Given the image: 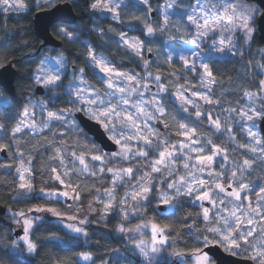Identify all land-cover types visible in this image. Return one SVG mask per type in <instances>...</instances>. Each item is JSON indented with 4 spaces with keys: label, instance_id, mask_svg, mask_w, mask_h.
<instances>
[{
    "label": "clouds",
    "instance_id": "9594fccd",
    "mask_svg": "<svg viewBox=\"0 0 264 264\" xmlns=\"http://www.w3.org/2000/svg\"><path fill=\"white\" fill-rule=\"evenodd\" d=\"M93 3L0 0V69L8 73L6 66L13 61L17 67L9 73L11 80L0 84V145L7 154L0 165H12L0 167V205L7 207L4 218L11 222L0 225V264H193L192 256L178 255L193 247L202 249L207 264H233L229 257L264 264V225L247 243H240L237 234L235 249L207 230L222 215L220 200L224 207L248 208L217 190L216 181L248 185L243 195L252 196L253 208L254 191L264 187V5L257 0H105L112 10L106 12ZM61 4L70 9L58 8ZM70 10L79 13L72 22L63 18ZM35 11L45 15H33ZM39 30L43 36L37 35ZM37 41L43 45L38 50ZM97 61L123 75H106ZM242 108L261 118L246 120L239 114ZM109 109L121 113L120 118L99 116ZM124 113L131 122L123 119ZM209 115L219 120V127ZM182 131L193 132L197 143L181 140ZM249 131L256 135L249 138ZM213 145L226 150L227 161L216 153L212 162L197 163L194 151L208 155ZM161 152L163 163L155 164ZM93 155L101 160L91 159ZM245 159L249 165H243ZM20 161L30 172L31 190L18 188ZM52 168L78 186L79 200L41 193L56 190ZM192 178L204 179L217 201L209 224L201 211L205 202L196 199L199 186L187 191ZM134 193L141 195L133 199ZM33 201L77 220L48 212L29 216L30 207L22 208L32 221L30 249L24 229L22 236L16 235L23 222L13 209ZM107 201L113 207L106 214ZM151 223L168 225L163 244L153 246ZM241 231L247 236L246 228ZM80 253L89 259L82 260Z\"/></svg>",
    "mask_w": 264,
    "mask_h": 264
},
{
    "label": "snow or ice",
    "instance_id": "6c2138e0",
    "mask_svg": "<svg viewBox=\"0 0 264 264\" xmlns=\"http://www.w3.org/2000/svg\"><path fill=\"white\" fill-rule=\"evenodd\" d=\"M92 7L93 8H101L102 7L103 10L106 12L112 11L108 7V5L105 3V0H94ZM190 19H192V22L195 23L197 27L201 26L199 23H197L195 21V19H193V18H190ZM207 23L208 22L205 21L203 26L207 27ZM217 23H218V21H217ZM148 31L151 32L152 29L149 27ZM124 43L131 49H137V45L135 43L127 40V39L124 40ZM91 55H92L91 50H89V56L91 57ZM96 66L100 69L101 72L105 73L106 75H115L117 77H120L123 75V73H121V72H114L112 68L105 66L101 61H97ZM205 75L208 77H211L212 73L206 72ZM52 79H53L52 77H49V81ZM128 79L131 82L133 78L129 77ZM49 81H46V82H49ZM261 87H264V81L261 82ZM119 91L124 92V89H120ZM178 99H184V97L178 96ZM197 99H201V97H197ZM208 102L211 103V101H208ZM124 103L127 104L128 101L125 100ZM139 110L142 111V109H139ZM197 114L199 115V113H197ZM239 114H240V116L244 117L246 120H249V121L261 118L259 116V114L255 113L254 111L251 112V114H249V112L245 111L243 108L239 110ZM22 115H27V111H25V113H23ZM47 115L51 118H56V114L53 112H49V113H47ZM109 115H114L117 119H119L121 116V113L113 112L112 109H109L107 111H101L99 113L100 117L109 116ZM123 119L131 122L133 118L128 113H124ZM208 119H209L210 123L213 124L215 127L220 126L219 120L213 119L211 117V115H209ZM181 127H183V125ZM19 130H20L19 127H17L16 129L13 130V132L15 133V132H18ZM193 135H194V133L191 131H188V132L182 131L179 133V136L182 138L181 140H187V141H190L192 144H195L197 142L192 139ZM255 135H256L255 132L249 131V138H252ZM138 138L140 140H142L143 142L148 143L147 137L138 134ZM115 142L117 144H120V140H116ZM255 143L260 144L261 141L256 140ZM181 147H185V145L181 144ZM240 147L247 149V150H250V151H255V148H253L251 146L241 144ZM4 151H5L4 146L0 145V152H4ZM216 153L224 154L225 155V162L227 161L226 150L222 149L218 145H213L211 148V152L208 155H202V154H199L195 151L193 154L195 156L196 162L201 163L203 161L212 162L214 159V154H216ZM56 155H57V157H60L59 150L56 151ZM160 157L161 158L159 160H156L154 162L155 164L163 163L165 153L161 152ZM90 158L93 160H96V161L101 160V157L95 156V155L91 156ZM79 160H80L81 164H85V154L81 153L79 156ZM249 163L250 162L247 159H245L243 161V165H249ZM0 167H12V165L11 164H4V165H0ZM85 167H86V165H85ZM16 171H17L18 179H19L18 188L31 190L32 183L26 179V174H30V172L24 166L23 161L18 162L17 167H16ZM101 171H103V170H101ZM153 171H158V169L154 168ZM109 172H112V170L109 169ZM51 173H52L51 178L55 181L56 185L57 184L60 185L63 190H57L56 189L52 192H47L44 189H41L42 194H44V195H60L65 199L75 198V199L79 200L81 198L80 193L77 190V188H78L77 185L67 183L65 181V179L60 175L59 171L56 168H52ZM65 175H67L66 172H65ZM232 175L235 176L236 173L233 172ZM189 176L194 177V173H189ZM113 182H115V179L113 180ZM179 182L183 183L184 178L180 177ZM197 185L199 186V191H198V194L196 196V199L199 201H204V202H206L207 205H210V207H209V206H206V204H205V206L201 209L205 223L209 224V220L211 217V209L217 206V201L211 198V193L206 190L207 182L202 178L198 179V180L195 178H192L191 182L188 184L187 191L189 193H191V191ZM214 187L219 191L225 192L227 195L231 196L233 199H235L237 201L242 200V201L246 202L248 205L247 211L244 210L243 206H238V205H233L231 208H228V207H224V201L220 200L219 205L221 207L222 215H217L216 224L215 225L209 224L208 229H207L209 232L217 235L219 241H222L224 243L225 247H227L228 249H235V248L239 247V243L236 239L237 234H239V242L240 243H247L248 237H251L256 233L257 227L259 225H264V210L261 209V205L264 204V187H261V188L254 191V195L256 197V205H257L255 208L252 207V196L251 195H243V193L249 189L248 185L240 184L239 187H235L233 184L228 183L225 186V183L222 180H218L214 183ZM143 191H147V190L145 189ZM139 195H141V193H134L133 199H135ZM97 202H99V201H97ZM112 207H113L112 201H107L103 204V208H104L106 214H107V211L110 210ZM28 212H32V213L48 212V213H51V214L57 216L58 218L67 219V220L73 221V222H75L77 220V217L74 215L62 216V214L57 209H55V208H44L41 205H35V206L29 208ZM15 215L18 218L22 219L23 229H24V233H25L23 239H24L25 244L30 249H32L34 246L31 242V240L28 238V233L30 231L32 221L27 218V214L25 213V211L23 209L16 211ZM85 222L86 221L83 219L79 220V223H81V224H83ZM220 223H223L224 225H226V228L224 230H222L218 226ZM242 228H246L248 230L247 236H245L243 234V232L241 231ZM150 229H151V233H152L153 246H155L157 244H163L166 240L164 233L167 231L168 225H161L159 223H151ZM120 230L123 231V229H120ZM71 231L79 233L81 231V229L78 227H72ZM137 247H139V245H137ZM178 255H190V256H192L194 258L193 264H207V257L202 254L201 248L193 247L190 250H187L186 252H184V251L179 252ZM80 258L84 261H87L89 259V256L87 253H80Z\"/></svg>",
    "mask_w": 264,
    "mask_h": 264
},
{
    "label": "water",
    "instance_id": "95a60500",
    "mask_svg": "<svg viewBox=\"0 0 264 264\" xmlns=\"http://www.w3.org/2000/svg\"><path fill=\"white\" fill-rule=\"evenodd\" d=\"M258 3H260L261 5H264V0H257ZM58 8H64V9H70L69 5H57ZM53 11H55V9H53ZM34 15L36 16H43L45 15L44 13L40 12V11H36L34 13ZM153 16H155V13H153ZM64 19H66L69 22H72L73 20L78 19V15L74 10H70L68 13H66L63 16ZM42 23H47V21H43ZM38 36H43L44 33L42 30H39L37 32ZM43 45L41 44L40 47H42ZM6 68L9 70L8 73H6L5 69H0V84L5 83V82H9L11 80V75L9 73H15L16 70L13 67L12 64L7 65ZM260 126H261V134L264 135V121L260 122ZM111 143V142H109ZM113 148H115V145H112ZM3 156H5V152H1ZM6 213V208L3 205H0V221L2 219V216ZM23 233V230L20 228L17 232L16 235L17 236H21ZM213 247H216L215 245ZM205 251H207V249H205ZM229 259H231L233 261V264H251L250 261H247L245 259L239 258V257H229Z\"/></svg>",
    "mask_w": 264,
    "mask_h": 264
},
{
    "label": "trees",
    "instance_id": "16d2710c",
    "mask_svg": "<svg viewBox=\"0 0 264 264\" xmlns=\"http://www.w3.org/2000/svg\"><path fill=\"white\" fill-rule=\"evenodd\" d=\"M75 11V10H74ZM36 12V11H35ZM34 12V13H35ZM76 13H77V11H75ZM34 13H33V15H34ZM77 15H78V18H79V13H77ZM9 20H10V22H11V18H9ZM102 23H104L105 25L107 24V22L106 21H102ZM117 27H119V26H117ZM40 43H39V41H37V49L36 50H38V48L40 47ZM36 50H33L32 51V53H31V55H35V52H36ZM25 59H27V56H25ZM12 65H13V67L15 68V70L17 71V67H16V64H15V61H13L12 62ZM0 157H3L2 155H1V152H0ZM4 158V161L6 162L7 161V154L5 153V157H3ZM56 189L57 190H63L62 188H61V186L60 185H56ZM37 203H39L38 201H33L30 205H23V204H21V205H17V206H15L14 207V211H18V210H20V209H22V208H24V207H33V206H35ZM5 208H6V212H7V207L6 206H4ZM29 213V212H28ZM35 215H38V213H35ZM5 217V214L2 216V219H1V221H0V225H8V224H10L11 222L10 221H8L7 219H5L4 218ZM51 235V231H49V232H47V233H45V236H50ZM191 248H189L188 250H190ZM55 250H59V246H57V248L55 249Z\"/></svg>",
    "mask_w": 264,
    "mask_h": 264
},
{
    "label": "rangeland",
    "instance_id": "374dc122",
    "mask_svg": "<svg viewBox=\"0 0 264 264\" xmlns=\"http://www.w3.org/2000/svg\"><path fill=\"white\" fill-rule=\"evenodd\" d=\"M155 15H156V14H155ZM48 70H50V71H55V67H54L53 65H49V66H48ZM180 138H181V137H180ZM181 139H182V138H181ZM5 153H6V152H5ZM69 201H70V200H69ZM69 201H68V202H69ZM208 206L210 207V205H208ZM28 215H29V216H35V213L29 212ZM21 229L23 230V227H21ZM22 235H23V233H22ZM22 235H21V236H22Z\"/></svg>",
    "mask_w": 264,
    "mask_h": 264
},
{
    "label": "flooded vegetation",
    "instance_id": "af4514ba",
    "mask_svg": "<svg viewBox=\"0 0 264 264\" xmlns=\"http://www.w3.org/2000/svg\"><path fill=\"white\" fill-rule=\"evenodd\" d=\"M181 139V138H180ZM1 155H2V153H1ZM3 156V155H2ZM3 157H5V156H3ZM205 204H206V202H205ZM206 206H208L207 204H206Z\"/></svg>",
    "mask_w": 264,
    "mask_h": 264
},
{
    "label": "built area",
    "instance_id": "2783aa9c",
    "mask_svg": "<svg viewBox=\"0 0 264 264\" xmlns=\"http://www.w3.org/2000/svg\"><path fill=\"white\" fill-rule=\"evenodd\" d=\"M69 203H71V201H69Z\"/></svg>",
    "mask_w": 264,
    "mask_h": 264
}]
</instances>
